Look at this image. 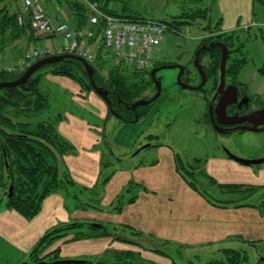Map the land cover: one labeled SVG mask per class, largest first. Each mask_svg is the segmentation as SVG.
Instances as JSON below:
<instances>
[{
    "label": "crops",
    "instance_id": "obj_1",
    "mask_svg": "<svg viewBox=\"0 0 264 264\" xmlns=\"http://www.w3.org/2000/svg\"><path fill=\"white\" fill-rule=\"evenodd\" d=\"M114 2L118 0L109 3L110 9L127 12L125 6L115 7ZM208 2L224 33H250L257 28L261 22L257 19L258 3L263 6L260 12L264 17V5L257 0ZM47 10L53 17L70 19L61 8L49 5ZM35 33L41 37L35 40L42 43L35 47L63 42L50 34ZM16 44L8 45L0 53V69L22 63V57L12 52ZM48 75L49 78L53 77L50 75L61 76L65 82L73 81L77 87L70 84L79 92L75 94L92 97V92H96L84 89L69 76ZM103 100L104 105L98 103L96 114L105 119L110 107ZM63 116L58 131L72 151L63 154L61 162L75 184L70 195L55 192L47 196L40 211L31 218L6 206V198L0 201V264L29 261L30 253L41 238L60 226H64L65 235L54 240L44 254L58 250L59 259L82 260L68 264H102L87 262V259L112 250L137 253L139 264H179L174 254L190 250L220 251L241 244L255 249L264 246V211L258 205L264 198V163L245 165L227 152L209 147L202 155L186 159L171 143L155 140L157 143L153 145L147 139L143 143H151L147 147L152 149L150 159H138L128 152L137 145L135 136L132 140L130 136L122 140L117 135L109 140L98 114L97 124L80 115ZM128 131L133 133V130ZM106 156L113 160L111 165H105ZM258 156L257 153L251 155ZM182 161L186 168L193 170V175L181 167ZM189 174L195 180L187 176ZM226 185L238 188L229 191L222 187ZM119 197L123 202L121 210L113 208ZM79 222L85 223L77 225ZM94 222L104 227L95 228L91 225ZM85 225L88 228L82 230ZM78 232L85 235L76 237Z\"/></svg>",
    "mask_w": 264,
    "mask_h": 264
},
{
    "label": "rangeland",
    "instance_id": "obj_2",
    "mask_svg": "<svg viewBox=\"0 0 264 264\" xmlns=\"http://www.w3.org/2000/svg\"><path fill=\"white\" fill-rule=\"evenodd\" d=\"M42 2L47 9L49 5H53L54 7L66 11L68 15L70 13L66 8V3L62 0L50 2L42 0ZM208 3V0H118V2H114V6L126 7L127 12L120 13H128L147 17L149 19L154 18L160 20H171L182 12L195 11L206 7L208 9L206 19H198L194 24L184 26L179 29V31L167 24L169 29L166 32L165 41L159 47L155 57V62L162 64L179 63L187 65L188 67L190 66L189 71L193 75L188 81L191 84H198L201 81V78L193 63L195 52L201 39L204 41L208 39L209 36L214 35L213 33L218 32V29L214 28L218 18L216 19L214 15L213 6H210L212 4L208 5ZM2 7H6L10 14L17 13L18 15L24 14L26 16L24 0H3L0 3V9ZM261 8H263V6L258 3L257 11L259 14L257 15V19L261 22L256 26L257 28L254 27L250 33H248V31L238 32L240 39H243L245 36L249 37V39L246 43L248 62L238 74L237 80L241 83L247 84L250 93L257 94L264 99V71L262 70L264 65V17L261 16ZM11 28L7 27L5 30L4 26L2 24L0 25V40H3L4 37L9 38V46L17 42V47L14 48L12 52L17 53V55L22 57V60L24 61L27 53L32 48L36 45H42V43L36 41L40 40L41 37L38 34L32 33V31L30 33L26 29L20 31L18 37L14 38L15 31ZM215 35L217 36V34ZM228 36H222L221 39H228L229 41V38H227ZM230 39V44L234 43L233 36L230 37ZM29 40H31V42ZM230 49L232 50V47H230ZM232 58L233 55L231 60ZM104 60L110 62L103 63ZM101 61L103 62L97 65L100 77H108L109 65H117L129 76H134V74L137 75L135 80L139 81V85L146 87L142 94L145 97H142L141 95L139 99L146 98V96L147 98H151L157 92L153 81L148 84V81L151 78H148L149 72L152 70L151 67L147 69L149 72L146 70L139 73L137 70L136 73H134L136 69L132 67H122L111 61L110 58L103 57ZM200 61L204 66L209 67L212 65L214 58L213 56L211 57V53L203 52ZM49 67V64L45 65L43 69L41 68V71L46 72L49 70ZM17 71H22V69ZM230 72L228 73L230 77L228 80H233L236 78V75L233 74L234 71ZM178 73L179 72L176 68L163 69L160 71L159 74L163 76L162 93L148 108L147 114L142 116L137 122H122L121 118L116 117L112 112H108L107 117L103 119L100 117L101 114L97 113L100 117L99 120L102 121V126L105 128L106 138L111 140L112 136L116 137L119 135L122 140L125 138L127 139L128 136H130L132 140L135 136L134 139L136 140L135 143L137 142V145L128 149V152L131 151L130 155L141 146L150 143V141L143 143V141L147 139L151 140L152 144L155 143V140L171 143L174 149L182 154V156L186 157V159L202 155L206 147H209L210 150H218L219 152L230 151L232 154L238 153L235 155L243 158H259L264 156V131L235 132L223 136L214 130L208 120L209 102L212 99L215 87L220 80V62L218 71L212 76H209L208 81L200 91L182 88L176 81ZM50 76L53 77L49 78V75L48 77L47 75H44L41 83L42 89L50 95V109L44 114L45 116L51 115L53 117L58 113H63L64 115H80L95 124L99 123L96 119V117L98 118L96 112L99 111L98 103L104 105L105 101L102 97L96 92H92V97H89L86 94H75L79 92H77V90H75L76 88L71 85L73 84V81L69 80L70 82H65V79L61 76ZM98 79L100 78L98 77ZM99 86L103 85L99 83ZM128 130H133V133ZM123 132L126 134L123 135ZM149 132L152 133L149 134ZM141 135L143 136L139 139ZM119 144L123 145L121 142ZM122 147H126V145H123ZM254 153H257L259 156L251 157ZM151 154L152 149L145 148L134 157H137L138 159H150ZM107 159L108 161H111L109 157H107ZM181 167L186 171H193L189 167L186 168L183 161L181 162ZM192 175L189 174L187 176L195 180ZM252 200L254 201L256 199L252 198ZM86 228L88 227L85 225L81 229L86 230ZM228 248H233L244 253L243 255H245L246 260L239 264H264V261H259L260 256H264V246H260V249H255L247 244H241ZM174 257L179 264H208L213 260L225 259L223 249L220 251L190 250L188 253L174 254Z\"/></svg>",
    "mask_w": 264,
    "mask_h": 264
},
{
    "label": "trees",
    "instance_id": "obj_3",
    "mask_svg": "<svg viewBox=\"0 0 264 264\" xmlns=\"http://www.w3.org/2000/svg\"><path fill=\"white\" fill-rule=\"evenodd\" d=\"M46 1L50 2L56 0ZM62 1L66 3V8L70 12V20L73 25L77 28L85 27L88 24L90 16L88 5L81 0ZM92 1L98 2L104 11L113 15L125 16L130 19H149L147 17L120 13L117 10L110 9L109 3L115 0ZM257 1L264 5V0ZM207 10L206 7H203V9H197L195 11H185L176 15L171 20L162 21L179 31V29L184 26L194 24L198 19H206ZM25 17V23L20 25L18 23L17 13L10 14L6 7L0 9V25L2 24L5 30L7 27H12L15 31L14 38L18 37L20 31L26 29L30 33L31 31L35 33L30 26V19L27 13ZM218 22L219 21L215 24L216 27L214 26V28L218 29V32L213 33L214 35L217 34V36L211 35L209 39L214 37L221 39L222 36L229 35L227 38H229L230 41V37L233 36L234 43L230 44L228 39L224 41L229 47H232L231 57L233 55L232 63L227 69L229 72L234 71L233 74L237 75L248 62L246 43L249 37L245 36L243 39H240L238 34L239 31L224 33L221 31ZM9 41V38L6 37L0 40V53L6 50ZM203 52L211 53V57L213 56L214 58L212 65L206 67L208 75L212 76L219 69L221 50L219 47H215L210 51L202 50V53ZM101 53L102 50L100 51L98 59L92 63L96 68L94 74L96 84L99 85V83H101L105 88L110 90V97L113 100V109L122 115L121 121H137L136 115H138L139 118L145 115L148 112V108L154 102L148 105H141L136 110L128 108L126 105H131L139 99L146 87L139 85V81L135 80L137 75L134 74V76H129L117 65L108 66L109 72L107 78L100 77L97 65L103 62L101 61V59H103ZM105 62L110 61L104 60L103 63ZM156 63L157 62H154V64ZM49 66V70L46 72H42L41 70L44 66L41 67L42 69L40 68L37 70L25 84L0 89V201L6 198V206L17 209L27 218L33 217L40 211L42 203L47 196L55 192H63L66 193V195H70V189L75 184L69 170L61 162L63 154L72 151L71 145L58 131V123L64 116L62 113H58L53 117L51 115H44L50 109V95L41 87L44 75L48 73L66 75L78 81L84 89L95 91L85 66L80 60L69 57L60 62L51 63ZM25 70L19 72H7L2 70L0 71V82L14 80L21 76ZM262 70L264 71V65ZM136 71L137 70H135L134 73H136ZM150 72L148 78L151 77ZM139 73H141V71H139ZM98 77L100 79H98ZM152 81L151 77L148 84L152 83ZM142 97L145 96L142 95ZM116 103L119 105H116ZM156 143L157 142L153 145ZM107 157L108 156L105 158V165H111V161H108ZM193 173V171L190 172V174ZM11 184H13L14 188L13 194L9 196L8 193ZM222 187L229 191L238 188V186L230 185ZM212 201L218 203L215 200ZM122 204L121 197H119L113 208L121 210ZM242 204H245V202H242ZM258 205L264 211V198ZM84 223L85 222H79L77 225ZM69 226L70 225H68V227ZM63 227L64 226L54 228L41 238L30 253L29 258L31 262H39L42 260L53 262L60 260L58 250L45 254L44 252H46L47 248L54 240L65 235V233H62ZM83 235H85L83 232L76 233V237H81ZM223 254L225 255V259L213 260L208 264H239L246 260L242 251H237L233 248H223ZM137 256L138 254L132 251L112 250L108 251L105 255L87 259V262L95 261L102 264H139L136 258ZM259 261L262 260L259 259Z\"/></svg>",
    "mask_w": 264,
    "mask_h": 264
},
{
    "label": "built area",
    "instance_id": "obj_4",
    "mask_svg": "<svg viewBox=\"0 0 264 264\" xmlns=\"http://www.w3.org/2000/svg\"><path fill=\"white\" fill-rule=\"evenodd\" d=\"M89 7L88 24L77 28L67 16L53 17L42 0H24L30 26L35 32L62 39L58 44L34 47L19 65H7L1 70L15 72L26 69L36 60L63 53H72L94 63L102 50V57L122 67L146 71L154 65L159 47L164 43L169 27L160 19H130L104 11L98 2L81 0ZM24 14L18 23L24 24Z\"/></svg>",
    "mask_w": 264,
    "mask_h": 264
},
{
    "label": "water",
    "instance_id": "obj_5",
    "mask_svg": "<svg viewBox=\"0 0 264 264\" xmlns=\"http://www.w3.org/2000/svg\"><path fill=\"white\" fill-rule=\"evenodd\" d=\"M1 1V0H0ZM215 45H219L221 47L222 50V57H221V62H220V84L218 86V90L215 94V96L213 97L212 103L210 104V111H211V119H212V124L214 129L219 132L222 133L224 135L226 134H233L235 132L238 131H262L264 130V128L259 127V125L263 124L264 121L261 122H257V123H253L251 118L253 115L259 113V112H264V109L262 110H258V111H254L251 114H246L243 116H238V114H233L230 115L227 113V107L231 104H235V103H239V96H238V89L237 86H228L227 88L224 89L225 84H226V73H227V60L229 57V48L227 47V45L223 42H217V43H212L211 46L214 47ZM205 48V45H203L196 53V57L194 60V65L197 68L202 81L200 86H203L207 80H208V75L205 72L202 64L200 63V53L201 50ZM76 58L78 60H80L81 62H83L86 72L90 78V81L94 87V89L96 90V92L106 100V102L109 104V107L111 109L112 114H114L116 117H120L121 115H119V113H117L116 110L113 109L112 106V102L111 99L109 97V90L107 88H105L104 86H99L96 84L95 79H94V74H95V67L88 61L86 60L84 57L77 55V54H72V53H63V54H55V55H51V56H47V57H43L37 61H35L34 63H32L25 71L24 73L19 76L18 78L14 79V80H8V81H1L0 82V89L4 88V87H16L19 86L21 84H25L27 83L30 78L32 77V75L39 70L41 67L51 64V63H56V62H60L66 58ZM176 66L180 67L181 72L178 75L177 79H178V84L185 89H191L192 86L183 82L181 79V75L184 72V66L182 65H175V64H169V65H162L156 68H153L151 70V75L154 78L155 84H156V88H157V92L151 97V98H143V99H138L135 102H133L131 105H129V107L132 110H136L139 106L141 105H148L151 104L153 101H155L162 92V79L161 77H156V73L160 70H163L165 68L167 69H171V68H175ZM198 86V87H200ZM221 94V98L216 106V114H217V120L216 118H214V115L212 114V109H213V105H214V101L216 100V98ZM136 120H138V115H136ZM243 120H249L250 122L253 123V126L248 127V128H240V127H228L223 124L226 125H230L232 123H235L237 121H243ZM151 146V143H147L143 146H141L140 148H138L133 155H137L141 150L147 148ZM232 158H234L235 160H237L238 162H241L245 165H253V164H261L264 163V156L263 157H259V158H243V157H239L235 154H232L230 151H226ZM13 184L10 185L9 188V193L8 195L11 196L13 194ZM93 227L95 228H99L102 229L104 226L101 223H92L91 224ZM260 259L262 261H264V256H260ZM82 260H77V259H60V260H56L53 262H48L46 260H42L39 262H31V261H23L21 263L18 264H68V263H78L81 262Z\"/></svg>",
    "mask_w": 264,
    "mask_h": 264
},
{
    "label": "flooded vegetation",
    "instance_id": "obj_6",
    "mask_svg": "<svg viewBox=\"0 0 264 264\" xmlns=\"http://www.w3.org/2000/svg\"><path fill=\"white\" fill-rule=\"evenodd\" d=\"M203 39L200 40V43L197 47V50L195 52V55H194V59H193V63H194V60H195V57H196V53L197 51L203 46L205 45V48H203L202 50H207V51H210L211 49L215 48V47H219L220 50H221V47L219 45H215L214 47L211 46L212 43H217V42H223L225 43L224 40L220 39V38H211V39H206L204 41H202ZM227 45V47L229 48V57H228V60H227V68L230 66V64L232 63V60H231V49L230 47L228 46L227 43H225ZM202 50H201V53H200V57H201V54H202ZM221 57H222V50H221ZM221 62V60H220ZM200 63L202 64L205 72L207 73L206 71V66L203 65V63L200 61ZM162 65H165V64H162V63H159L157 62L156 64L153 65L152 69L153 68H156V67H159V66H162ZM166 65H169V64H166ZM175 65H182V64H179V63H175ZM184 66V72L182 73L181 75V79L183 82L189 84L192 86V88L190 90H197V91H200L201 89L199 88H202L204 87L203 86H200L201 84V81H202V78H201V81L198 83V84H191L189 83L188 80H190L192 78V73L189 71V67L187 65H182ZM195 66V65H194ZM177 70H178V75L180 74L181 72V69L180 67L176 66L175 67ZM167 69V68H165ZM174 69V68H172ZM197 69V68H196ZM161 71V70H160ZM160 71H158L156 73V77H161V79L163 80V76L160 75ZM198 71V70H197ZM199 73V72H198ZM229 71L227 69V73H226V84H225V88H227L228 86H237V89H238V96H239V103H235V104H231L227 107V113L230 114V115H233V114H238V116H243V115H246V114H251L252 112L254 111H258V110H262L264 109V99L262 97H260L259 95L257 94H253V93H250L249 92V89H248V85L245 84V83H241L240 81L237 80V77H238V74L236 75V78H234L233 80H228L230 77H229ZM200 75V74H199ZM208 75V73H207ZM152 77V75H151ZM178 77V76H177ZM195 79V77H194ZM208 79H209V75H208ZM152 80H153V83L154 85L156 86L155 84V81H154V78L152 77ZM176 81L178 82V79H176ZM208 81V80H207ZM220 84V80H219V83L216 85L215 87V90H214V94L212 96V99L210 100L209 102V105L212 103V100H213V97L215 96L217 90H218V86ZM200 86V87H198ZM203 89V88H202ZM109 90V89H108ZM157 90V88H156ZM221 94L216 98V100L214 101V105H213V109H212V114L214 115V118H216L217 120V114H216V106L221 98ZM111 93H110V90H109V97H110ZM111 99V97H110ZM111 102H112V106H113V100L111 99ZM116 105H119L116 103ZM128 108L129 105H126ZM131 109V108H130ZM208 120L209 122L211 123L212 127H213V124H212V119H211V111H210V107L208 109ZM252 122L254 123H257V122H261V121H264V112H259L255 115L252 116L251 118ZM250 122L249 120H243V121H237L235 123H232L230 125H226V124H223L221 123L222 125H225V126H228V127H240V128H248V127H251L253 126V123ZM259 127L261 128H264V123L259 125ZM214 128V127H213ZM215 130V129H214ZM216 131V130H215ZM247 131H250V130H247ZM245 131V132H247ZM264 131V130H262ZM217 132V131H216ZM241 131H238V133H240ZM243 132V131H242ZM255 132H261V131H255ZM219 133V132H217ZM219 134H222V133H219ZM228 135V134H226Z\"/></svg>",
    "mask_w": 264,
    "mask_h": 264
}]
</instances>
